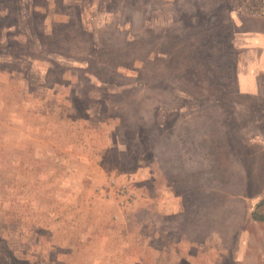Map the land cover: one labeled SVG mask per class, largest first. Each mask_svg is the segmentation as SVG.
I'll return each mask as SVG.
<instances>
[{"label": "rangeland", "instance_id": "rangeland-1", "mask_svg": "<svg viewBox=\"0 0 264 264\" xmlns=\"http://www.w3.org/2000/svg\"><path fill=\"white\" fill-rule=\"evenodd\" d=\"M255 31L264 0H0L8 263L264 264Z\"/></svg>", "mask_w": 264, "mask_h": 264}, {"label": "trees", "instance_id": "trees-1", "mask_svg": "<svg viewBox=\"0 0 264 264\" xmlns=\"http://www.w3.org/2000/svg\"><path fill=\"white\" fill-rule=\"evenodd\" d=\"M209 13H211V16H219V18H221V14L219 13V14H217V12L216 11H209ZM209 23L210 24H212L213 22H211V21H209ZM223 34H224V32L223 31H221V33H220V37H222L223 36ZM192 36V38L191 39H193L195 36L192 34L191 35ZM181 38V37H180ZM192 43H195L193 40H191L190 42H189V45H188V47L187 48H193L194 47V45L192 44ZM186 53V52H185ZM190 55H188V54H184V55H179V54H176V55H174L173 57H172V59H173V63L177 66V67H179V69H178V73H180V69H181V66L183 67L184 65H186V63L187 64H189L190 66V69H189V71H188V74H190V72L193 70V69H195V68H197L196 66H199V68H201V71L202 72H198V78H199V80H197L198 82H199V84H200V86H198V83L196 82V81H194L193 83L194 84H197V87H198V89L200 90V91H203V89L205 90L206 89V84L204 85V83H205V81H206V77H207V74H208V69H205L204 70V67L202 66V62H203V60H202V57L203 56H201L200 55V53H197V54H195L193 51H190V52H188ZM198 57H201V58H198ZM203 58H205V56L203 57ZM208 61H210V59H211V56H207V58H206ZM172 63V62H171ZM196 65V66H195ZM215 67V66H214ZM217 75H223V76H227L228 75V73L226 72V71H221V72H217L216 73ZM184 77V79H186V81H188L189 79H190V77L187 75L186 77L185 76H183ZM209 77V76H208ZM225 79V78H224ZM178 80H177V78H176V83H178L177 82ZM186 81H184V82H186ZM227 82H228V80H227ZM229 83V82H228ZM201 88V89H200ZM199 97H202L200 94H199ZM256 218V217H255ZM258 219H259V217H257ZM256 218V219H257ZM262 220L264 219V217H260ZM4 251L6 252V250H4L1 246H0V264H9L8 263V261H7V258H6V256L4 255Z\"/></svg>", "mask_w": 264, "mask_h": 264}, {"label": "crops", "instance_id": "crops-1", "mask_svg": "<svg viewBox=\"0 0 264 264\" xmlns=\"http://www.w3.org/2000/svg\"><path fill=\"white\" fill-rule=\"evenodd\" d=\"M243 41L245 44V53H242L240 63L242 64L245 60L246 67L241 66L240 74H251L244 77L239 75V85L242 89V84L247 79L253 78V74L264 72V34L257 33L251 34L250 37H244Z\"/></svg>", "mask_w": 264, "mask_h": 264}]
</instances>
